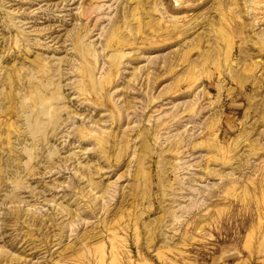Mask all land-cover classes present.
Segmentation results:
<instances>
[{"label": "rangeland", "instance_id": "374dc122", "mask_svg": "<svg viewBox=\"0 0 264 264\" xmlns=\"http://www.w3.org/2000/svg\"><path fill=\"white\" fill-rule=\"evenodd\" d=\"M0 264H264V0H0Z\"/></svg>", "mask_w": 264, "mask_h": 264}]
</instances>
